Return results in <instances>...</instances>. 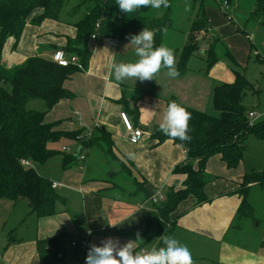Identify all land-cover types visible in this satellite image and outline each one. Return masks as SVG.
Masks as SVG:
<instances>
[{
  "label": "crops",
  "instance_id": "1",
  "mask_svg": "<svg viewBox=\"0 0 264 264\" xmlns=\"http://www.w3.org/2000/svg\"><path fill=\"white\" fill-rule=\"evenodd\" d=\"M254 2L233 0L225 7L224 0H207L206 16L211 34L228 51L208 71L206 54L212 36L203 31L196 35L200 49L181 75L170 78L167 69L162 68L155 80L143 82L117 81L113 75L114 63H134L130 60L139 59L132 47H126L130 55H119V41L117 46L104 37L92 41L87 67L74 73L64 84L73 97L60 101L50 111L46 105L40 109L47 111L46 122L56 123L59 131H81V137L86 139L98 136L100 130L107 131L118 160L110 158L101 148H83L86 161H79L68 170L63 167L64 155H75L83 146L68 139L55 143L57 147L50 144L49 147L60 154L37 170L49 178L47 170L43 169L51 167L52 171L57 164L58 173L62 175L59 180L49 179L62 185L57 193L63 201L57 203L54 216L40 218L26 200H0V264H42L38 243L57 238H61L58 264H72L64 261L70 244L85 238L89 232L91 244L99 245L112 237L123 245L135 240L139 232L144 242L134 243L135 251L163 246L158 239H151L158 234L160 223L150 218L156 208L149 197L158 189L166 192L171 187H183L185 176L175 175L174 169L187 160V151L172 140L159 143L152 138V130L159 128L167 101L172 98L188 108L207 113L216 83L232 84L238 72L254 85L256 93L251 94L258 95L255 102L258 106L250 111H255L260 120L264 118V65L258 62L264 59V29L252 22L250 31L238 30L245 31L251 24L248 17ZM198 9L190 1L177 3L175 0L172 7L174 30L164 36L167 43L170 41L167 47L174 55L190 40L191 24ZM180 11L182 16L177 18ZM152 12L162 17L165 8ZM76 34L75 27L51 20L40 26L28 25L15 52L11 51L10 43L4 62L13 67L35 56L52 60L53 54L64 50L69 38H75ZM199 53L201 57L197 58L206 63L204 69L191 66L192 58ZM253 53L257 56L254 61ZM177 62L176 59V68ZM252 68L256 84L250 80ZM122 112L129 115L136 129L143 131L144 136L138 144L127 139L120 119ZM252 140L255 139L250 142ZM63 147L69 148V152H64ZM129 153L134 158H129ZM121 162L129 172L122 169ZM241 163L229 169L220 155L211 157L205 171L214 179L205 187V193L213 200L197 205L196 198L191 196L171 215L176 226L162 235L186 246L193 264H264V241H260L259 235L250 228L249 219L238 221L242 197L237 192L248 174ZM72 168L78 172H73Z\"/></svg>",
  "mask_w": 264,
  "mask_h": 264
},
{
  "label": "trees",
  "instance_id": "2",
  "mask_svg": "<svg viewBox=\"0 0 264 264\" xmlns=\"http://www.w3.org/2000/svg\"><path fill=\"white\" fill-rule=\"evenodd\" d=\"M71 1L0 0V200H26L32 212L40 218L54 216L57 203L63 201L57 190L52 188L53 182L37 170L60 154L51 149L50 144L63 139L76 140L84 149L98 147L113 160H118L107 131L100 130L98 136L89 140L84 137L79 139L81 131H59L56 123L46 122L47 111L53 109L60 101L73 97L64 84L74 73L87 67L92 55V41L97 37H104L129 44L131 35L147 28L155 32L154 47H159L163 45L166 32L174 29L171 6L165 8L162 17H157L151 7L138 8L126 14L119 9L116 0H78L76 7L64 16ZM171 1L169 0V5ZM187 1L199 9L191 24L190 40L182 51L175 55L179 61L177 69L180 75L188 69L191 57L200 49L196 35L202 31L208 32L211 28L206 16L207 0ZM225 1L229 4L233 0ZM254 3L251 20L264 29V0H255ZM46 20L76 28V37L69 38L64 50L68 55L78 58L79 66L62 67L41 56L30 57L13 67L7 66L4 57L10 43L11 51L15 52L26 26H40ZM238 30L245 33L240 28ZM93 36L96 38L93 39ZM224 51L228 54L226 48ZM206 55L208 71L219 62L221 52L211 44ZM258 62L264 65V59H258ZM248 92L254 93L255 87L240 72L237 73L234 83L216 86L212 106L219 112V117L188 108L176 98L167 101V107L171 101H175L191 114L188 130L190 140L172 139L165 136L159 128L152 130V138L159 143L172 140L186 149L187 160L174 169L175 175L185 176L183 187H171L165 192V202L161 206L153 205L156 212L152 213L150 218L158 220L160 228L158 234L151 239H157L163 232L175 228L176 221L171 219V215L189 197H195L197 205L213 200L205 193V187L214 179L205 171L211 157L220 155L229 169L236 168L248 152V142L251 139L264 141V118L250 126L248 116L251 109L243 104ZM38 99L46 103V112L28 110L27 105ZM76 154L64 155L65 169L78 164ZM22 160L30 161L33 167L24 168L21 165ZM255 182L264 188V170L244 177L237 192L242 197L238 221L253 218L252 211L247 208L250 206L249 195L257 184ZM60 244L61 238L38 243L42 264L60 262L57 253Z\"/></svg>",
  "mask_w": 264,
  "mask_h": 264
},
{
  "label": "clouds",
  "instance_id": "3",
  "mask_svg": "<svg viewBox=\"0 0 264 264\" xmlns=\"http://www.w3.org/2000/svg\"><path fill=\"white\" fill-rule=\"evenodd\" d=\"M116 3L126 14L142 7L160 9L170 6L169 0H116ZM154 38L155 32L147 28L130 36L129 44L135 46V54L139 59L134 63H114L112 69L117 81L155 80V76L162 68L167 69V75L170 78L179 75L173 50L164 45L154 47ZM190 118L191 114L183 106L171 101L158 127L165 136L187 141L190 140L188 135ZM128 155L129 158H134L132 153ZM157 239L163 246H154L150 250L137 252L134 250V243L144 242L139 232L136 233L135 240H129L123 245H120L119 239L109 237L99 245H90L85 264H193L189 249L175 238L162 235Z\"/></svg>",
  "mask_w": 264,
  "mask_h": 264
},
{
  "label": "rangeland",
  "instance_id": "4",
  "mask_svg": "<svg viewBox=\"0 0 264 264\" xmlns=\"http://www.w3.org/2000/svg\"><path fill=\"white\" fill-rule=\"evenodd\" d=\"M179 1L180 0H176L177 3ZM77 2H78V0H72L69 3V5H67V7L65 9L66 11L64 13V16L66 15L67 12H70V10H73L76 7ZM174 4H175V0H172L171 3H170V6L174 7ZM249 15L250 16L248 17V22H250L251 24L249 25V27H247V29L244 27L246 29L245 32H248V31L251 30L249 28L252 27L251 26V25H253L252 22H254V21L251 20V13ZM181 16H182V12L180 11V12L177 13V18L181 17ZM64 18L68 19L67 17H64ZM173 30H168L167 32L173 31ZM202 33H205V34H209L210 33V36H212L210 29H209L208 32L207 31H203ZM199 35H201V34H199ZM202 36L205 37L204 34H202ZM212 37H213V39H211L209 48L207 47V51L210 49V46L212 44L213 47H215L216 49H218L221 52V55H220L221 57L225 56V51L223 49V45H221V43L219 41H215L214 42L215 39L217 40L216 36H212ZM167 39L169 40V38H167ZM169 43H170V41H169ZM169 43H167L166 40H164L163 45L167 47V45H169ZM172 44H171V46L173 48H175L174 42H172ZM126 47L127 48H131L132 47L131 50L135 51V46L120 41L119 55H121V54L130 55L131 52H130V50H127ZM252 56H253L252 57L253 61H254V59H257V56H255V53H253ZM197 57H201V54L199 53V54L196 55L195 58H192L191 66H195L197 69H200V68L204 69V67L206 66V63L202 62V60L200 58H197ZM130 61L136 62L137 59L133 58ZM177 67H179V62H177ZM254 74H255V71L252 68V70L250 72V80H252V82L254 84H256V82H257L256 80L257 79H254V81H253V75ZM220 84L221 83L217 82L215 86H218ZM256 99H258V95L257 94H251V92H248L246 97L244 98L243 104L246 107H248V108L256 109V106H258V104L255 103ZM45 105L46 104L44 103V101L38 99V100H33L31 103H29L27 105V108H28V110H31V111L43 112V111H41L40 106L42 108ZM206 110H207L206 112L209 115H211V116H214V117H219L220 116L219 112L216 111L211 104L209 105V107ZM258 120H260V118ZM89 139H91V137H89V138L87 137V140H89ZM60 144H62V143H60ZM55 146H56V144H55ZM248 147H249V151L245 154L243 162L241 163L242 164V169L247 171L246 173H248V174H254V173L262 172L264 170V142H262V141L260 142L259 140H252L251 142L250 141L248 142ZM120 164L122 166V169L124 168L123 170L125 172H129V168L125 166L126 165L125 163H124L125 165L123 163H120ZM51 169H52L51 167H46L43 170H47V176H49V178L59 180V176H61L62 173H58L57 164L54 166L52 171H50ZM72 169H73V172H78L76 170V168H72ZM258 182H255L257 184L255 186H253L251 194L249 195V204H250V206L247 208V210H251L252 213H253V218L249 219L250 228L257 235H259L258 238H259L260 241L261 240L264 241V188H262V186ZM247 220L248 219L246 218L245 221H247ZM262 252H264V251H262Z\"/></svg>",
  "mask_w": 264,
  "mask_h": 264
},
{
  "label": "built area",
  "instance_id": "5",
  "mask_svg": "<svg viewBox=\"0 0 264 264\" xmlns=\"http://www.w3.org/2000/svg\"><path fill=\"white\" fill-rule=\"evenodd\" d=\"M223 5L225 7H228V3L226 1L223 3ZM95 38L96 37L93 36V39ZM110 42L115 46L118 45V41L116 40L110 39ZM52 60L56 64L62 67H68L70 65L79 66L78 58L73 55H68L65 50L56 51L52 56ZM248 118L250 121V126H253V124L259 119V116L254 111H251L249 113ZM120 119H121V123L123 125L127 139L132 144H138L144 136L143 131L140 129H136L134 127L127 113L122 112L120 114ZM82 138L83 137L80 136L79 139H82ZM69 150H70L69 148L63 147L64 152L68 153ZM79 161L81 162L86 161V155L84 153L80 156ZM21 165L26 169L33 167V164L28 160H22ZM61 187L62 185H60L59 183H55V182L52 183V188L55 190L61 189ZM165 200H166V196H165V191L163 189L156 190L154 194L151 196V198L149 199L150 203L155 206H161L165 202ZM90 236H91V232H89L85 238L72 242L70 244L68 252L66 253L64 257V261L68 263H72V264H85V258L87 256L88 249L91 245Z\"/></svg>",
  "mask_w": 264,
  "mask_h": 264
},
{
  "label": "water",
  "instance_id": "6",
  "mask_svg": "<svg viewBox=\"0 0 264 264\" xmlns=\"http://www.w3.org/2000/svg\"><path fill=\"white\" fill-rule=\"evenodd\" d=\"M83 151H84V149H83V147H80L79 149H78V151H77V157H78V159L80 158V156L83 154Z\"/></svg>",
  "mask_w": 264,
  "mask_h": 264
}]
</instances>
